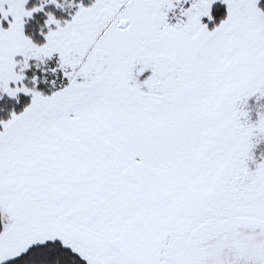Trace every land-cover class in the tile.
<instances>
[{
	"label": "snow or ice",
	"instance_id": "1",
	"mask_svg": "<svg viewBox=\"0 0 264 264\" xmlns=\"http://www.w3.org/2000/svg\"><path fill=\"white\" fill-rule=\"evenodd\" d=\"M0 264H264V0H0Z\"/></svg>",
	"mask_w": 264,
	"mask_h": 264
}]
</instances>
